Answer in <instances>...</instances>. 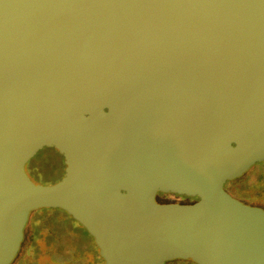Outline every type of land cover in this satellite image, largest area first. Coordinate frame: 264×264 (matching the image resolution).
<instances>
[{"label": "water", "instance_id": "95a60500", "mask_svg": "<svg viewBox=\"0 0 264 264\" xmlns=\"http://www.w3.org/2000/svg\"><path fill=\"white\" fill-rule=\"evenodd\" d=\"M263 161L264 0H0V264L39 208L102 264H264V210L224 190Z\"/></svg>", "mask_w": 264, "mask_h": 264}, {"label": "rangeland", "instance_id": "374dc122", "mask_svg": "<svg viewBox=\"0 0 264 264\" xmlns=\"http://www.w3.org/2000/svg\"><path fill=\"white\" fill-rule=\"evenodd\" d=\"M256 170L260 172L264 182V161L252 165L243 175L246 176ZM26 172L34 181V183L42 186H49L57 183L64 176V160L62 156H60L54 149L43 148L39 150L32 159L29 160L26 165ZM244 179L246 178L242 177V180ZM247 179V181H250L252 177L248 176ZM243 183L244 184L241 185V190H237V192L244 196L242 199L245 200V202L253 203V205L264 210V191H262L263 193L254 194L249 188H247L249 183ZM251 186L252 185H250V187ZM234 196L236 195L234 194ZM156 199L159 201H167L177 204L191 202L186 197L171 193L157 194ZM40 225H44L40 228V238L42 241V248L38 257L40 263H44L45 261L49 260L50 256L54 254L55 256H62L63 259L67 260V263L65 264H97L95 263V255H99V252L97 249V253L95 254V250L93 251L91 249V238L85 236L86 234H84L83 230L80 228L78 229L77 225L79 224H77L76 221L71 219L60 209L39 208L32 211L24 229L25 236L23 238L22 245L23 242L27 240L30 232L33 235L35 229ZM20 251L22 253V246L10 264H16L20 262V257L22 255ZM27 251L28 248L26 247L24 252ZM81 255L83 256L79 262ZM27 259L28 258L25 255L24 260L26 262H30V260L27 261ZM102 263L103 260L100 262V264ZM164 264H184V260H168L164 262Z\"/></svg>", "mask_w": 264, "mask_h": 264}, {"label": "trees", "instance_id": "16d2710c", "mask_svg": "<svg viewBox=\"0 0 264 264\" xmlns=\"http://www.w3.org/2000/svg\"><path fill=\"white\" fill-rule=\"evenodd\" d=\"M258 171V170H257ZM243 178H247L248 177V175H246V176H242ZM260 177H261V175H260ZM241 179V178H240ZM260 180L262 181V182H259V187H258V189H252V188H250V187H247V188H249L251 191H252V193H263L262 191H264V182H263V179H262V177L260 178ZM229 183V182H228ZM252 186H253V184H251ZM241 190V189H240ZM243 192V191H242ZM236 194V196H238L239 198H243L244 196L243 195H241L239 192H236L235 193ZM256 196H258V195H256ZM183 197H186V196H183ZM186 198H188V197H186ZM189 199V201H191V202H193V201H195V200H197V198H188ZM190 203V202H189ZM75 221V220H74ZM77 224H79L78 222H76ZM44 225H40V226H38L36 229H35V231L33 232V235L31 234V232H30V235L28 236V238H27V240L26 241H24L23 242V245L21 244V246H22V253H21V251H20V253L22 254L21 255V257H20V262H18V263H16V264H64V263H61V262H59V261H57L56 260V257H59V256H55L54 254H52L51 256H50V259L49 260H47V261H45L44 263H40L39 262V260H38V257H39V254H40V252H41V248H42V241H41V238H40V231H41V227H43ZM77 227H78V229L80 228V229H82L83 230V232H84V234H86L85 236H87V237H90L88 234H87V232H86V230H85V228L83 227V226H81L80 224L79 225H77ZM77 227H75V228H77ZM74 228V229H75ZM91 238V237H90ZM89 238V239H90ZM92 241H93V239L91 238V240H90V242H91V249L94 251V253L96 254L97 253V247L95 246V244H94V242H93V244H92ZM28 248V251L27 252H24V250H25V248ZM25 255H26V257L28 258L27 259V261L28 260H30V262H26L25 260H24V257H25ZM82 256L83 255H81L80 256V260H79V262L81 261V259H82ZM96 256V259H95V263H97V264H100V262H102V258L99 256V255H95ZM26 259V258H25ZM19 260V259H18Z\"/></svg>", "mask_w": 264, "mask_h": 264}, {"label": "flooded vegetation", "instance_id": "af4514ba", "mask_svg": "<svg viewBox=\"0 0 264 264\" xmlns=\"http://www.w3.org/2000/svg\"><path fill=\"white\" fill-rule=\"evenodd\" d=\"M242 176L238 177L239 179H235V180H232L230 182L228 181L229 183L226 182L225 185H224V190L227 193H229L232 197H234V198L238 199L239 201H241L242 203H246V204H249V205H253V203L245 202V200L239 198L238 196H234V194L237 192V190H239V189L242 188L241 185L244 184L243 182H245V183L248 182L249 183L247 185V187H250V185L253 184V188H252V186L250 188H252V189H258V187L260 186L258 182H262L260 180V178H261L260 177V172L256 170V171H253L250 174H248V176H251L252 177V179L250 181H247L248 180L247 178L244 179V180H242ZM24 236H25V233H24ZM56 260L59 261V262H61V263H64V264L67 263V260L63 259L62 256L56 257ZM182 260H184V264H187V263L195 264L194 262H192L189 259H182Z\"/></svg>", "mask_w": 264, "mask_h": 264}]
</instances>
